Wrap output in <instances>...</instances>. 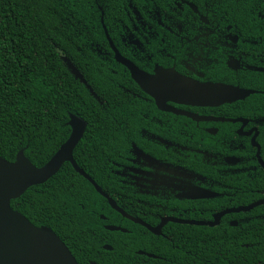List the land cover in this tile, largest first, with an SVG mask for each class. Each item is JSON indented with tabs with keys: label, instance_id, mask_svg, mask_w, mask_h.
Listing matches in <instances>:
<instances>
[{
	"label": "flooded vegetation",
	"instance_id": "af4514ba",
	"mask_svg": "<svg viewBox=\"0 0 264 264\" xmlns=\"http://www.w3.org/2000/svg\"><path fill=\"white\" fill-rule=\"evenodd\" d=\"M89 3L93 28L109 47L98 53L123 67L107 68L122 72L113 81L125 105L124 145L103 164L96 153L87 161L73 152L85 174L69 161L55 173L67 166L65 182L75 180L68 189L95 216L85 236L90 251L74 232H64L63 242L83 264H150L169 259L164 245H192L194 228L257 229L264 217V203L257 204L264 200V0ZM80 73L85 81L75 78L100 100ZM178 77L224 94L177 97ZM131 232L144 246L120 252Z\"/></svg>",
	"mask_w": 264,
	"mask_h": 264
},
{
	"label": "trees",
	"instance_id": "16d2710c",
	"mask_svg": "<svg viewBox=\"0 0 264 264\" xmlns=\"http://www.w3.org/2000/svg\"><path fill=\"white\" fill-rule=\"evenodd\" d=\"M89 2L0 0V157L15 162L21 152L34 166L42 167L70 137L72 114L87 123L75 159L82 152L89 161L90 154L96 153V162L103 164L109 153H118L124 145L125 105L117 99L122 89L113 81L121 77L123 67L106 53H98L97 47H109L103 33L93 28L95 12ZM63 57L79 68L100 100L75 78ZM113 64L121 70L113 73L107 68ZM65 170L67 175L63 166L46 182L30 186L11 205L35 225L51 228L63 241L64 232L78 234V241L90 251L92 242L85 236L95 216L75 198L85 199L72 196L68 188L75 180L66 183ZM211 230L194 228L192 245H164L161 254L169 259L150 264H264V217L257 220V229L244 224L243 230ZM125 242L116 249L144 246L136 232L129 233ZM69 249L83 264L75 249ZM151 251L157 253V248Z\"/></svg>",
	"mask_w": 264,
	"mask_h": 264
},
{
	"label": "water",
	"instance_id": "95a60500",
	"mask_svg": "<svg viewBox=\"0 0 264 264\" xmlns=\"http://www.w3.org/2000/svg\"><path fill=\"white\" fill-rule=\"evenodd\" d=\"M63 58L75 77L85 81L77 67L67 57ZM132 70L139 80L140 72L133 67ZM181 80L178 77L175 87L177 97L202 100L224 94L223 89H208ZM70 125L71 136L42 167L34 166L21 152L15 162L0 157V264H79L69 247L51 228L35 225L11 205V200L18 198L30 186L44 183L53 176L65 161L71 162L85 174L78 168L73 152L83 136L86 122L72 114ZM260 203H264V200L257 204Z\"/></svg>",
	"mask_w": 264,
	"mask_h": 264
},
{
	"label": "snow or ice",
	"instance_id": "6c2138e0",
	"mask_svg": "<svg viewBox=\"0 0 264 264\" xmlns=\"http://www.w3.org/2000/svg\"><path fill=\"white\" fill-rule=\"evenodd\" d=\"M18 167H22V166H24V165H17ZM54 196H56V194H53Z\"/></svg>",
	"mask_w": 264,
	"mask_h": 264
}]
</instances>
